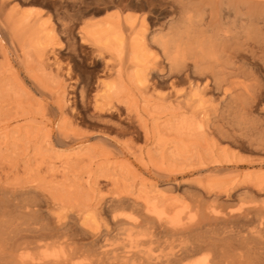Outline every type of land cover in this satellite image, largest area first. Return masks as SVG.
Instances as JSON below:
<instances>
[{"label":"rangeland","instance_id":"obj_1","mask_svg":"<svg viewBox=\"0 0 264 264\" xmlns=\"http://www.w3.org/2000/svg\"><path fill=\"white\" fill-rule=\"evenodd\" d=\"M79 1L0 0V208L68 231L80 264H167L179 250L175 264H228L246 245V264H264V230L238 215L264 203V63L248 58L218 90L176 78L158 44L167 12ZM152 204L183 231L145 220ZM44 243L28 249L36 262L58 249Z\"/></svg>","mask_w":264,"mask_h":264},{"label":"bare ground","instance_id":"obj_2","mask_svg":"<svg viewBox=\"0 0 264 264\" xmlns=\"http://www.w3.org/2000/svg\"><path fill=\"white\" fill-rule=\"evenodd\" d=\"M102 1L113 2V0ZM127 1L126 5L130 6V0ZM138 2L140 8H142L141 2L147 4L148 13L154 16L159 17L167 12L166 31L159 38L158 44L163 57L169 60L170 70H174L172 76L176 78H180L183 74L184 78L189 79L188 74L192 70L193 76L211 82L214 89L218 90L230 76L236 73V70L239 73L243 72L248 58L261 60L264 63V0H138ZM84 4L89 5V0H84ZM199 87L197 85V88ZM201 89L206 90L204 86ZM256 91L250 93L249 98H256L259 90ZM223 94L231 102L226 108H230L234 116L242 119L243 115L247 114V110L242 106L241 100L232 93ZM202 126L204 122L200 121L198 127ZM251 214L255 215L258 224L254 230H249V234L260 233L264 230V203L247 204L241 207L238 213L245 218H249ZM177 215L176 212L170 216L163 210L156 209L154 205L143 216L157 227L166 225L170 232L179 233L184 227L183 224L178 225L177 221L175 222ZM233 215L234 213L231 216ZM211 216L219 218L215 211ZM36 220L32 218L30 211L13 213L0 208V264H80L75 259L84 251L77 240L65 229L62 232L54 231ZM112 220L117 224L122 223V219ZM127 223L135 226L141 224L138 217ZM49 240L57 245L58 249L44 253V257L36 262L29 255L28 249L39 248ZM242 247L245 250H240L237 253V260L230 261V264H246L245 253L252 252L254 247L248 245ZM239 248L237 247L236 250ZM200 250L201 248L192 252L197 253ZM180 251L167 253L164 261L167 264L180 262L182 259ZM202 262L198 260L191 264H203Z\"/></svg>","mask_w":264,"mask_h":264}]
</instances>
